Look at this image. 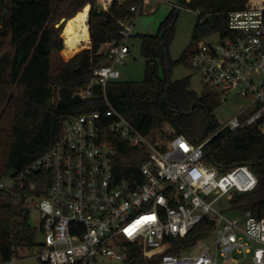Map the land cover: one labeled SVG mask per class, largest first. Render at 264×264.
I'll return each mask as SVG.
<instances>
[{
  "label": "built area",
  "instance_id": "1",
  "mask_svg": "<svg viewBox=\"0 0 264 264\" xmlns=\"http://www.w3.org/2000/svg\"><path fill=\"white\" fill-rule=\"evenodd\" d=\"M98 1L108 10L104 0ZM150 1L132 7L135 17L120 22L121 37L105 44L107 63L94 69L78 93L86 101L101 87L105 112L65 122L55 146L15 176L3 177L0 191L13 194L27 211H40L44 242L36 258L43 264H101L104 258L126 264L132 249L156 264H264V217L230 204L238 217L228 219L218 209L227 196L230 203L234 193L258 187L251 167L238 165L223 173L205 163L206 146L218 133L197 144L184 135L154 139L107 98V85L122 78L120 68L131 55L128 40ZM228 28L229 35L216 34L217 41L195 49L190 65L222 104L236 95L258 107L244 122L237 117L221 128L235 133L264 118V0H247L244 9L229 13ZM109 136L146 155L143 184L117 182ZM203 223L208 225L206 237L188 250L171 252L176 240Z\"/></svg>",
  "mask_w": 264,
  "mask_h": 264
},
{
  "label": "trees",
  "instance_id": "2",
  "mask_svg": "<svg viewBox=\"0 0 264 264\" xmlns=\"http://www.w3.org/2000/svg\"><path fill=\"white\" fill-rule=\"evenodd\" d=\"M246 1L181 0L182 7L199 11L192 39L229 35L228 14L244 9ZM142 3L114 0L108 10H103L98 0H0V181L15 170L23 171L50 151L62 138L69 119L88 112H105L101 87H96L95 96L86 101L78 93L90 83L94 69L107 63L105 44L121 37L120 22L134 18L132 7ZM87 9L91 48L75 56L68 52L65 55L64 26L57 25L63 18L75 20ZM177 11L174 7L156 35L140 36L146 60L143 80L129 82L121 78L110 82L107 98L144 135L168 125L173 129L172 136L184 135L197 144L218 133L206 146L205 163L223 173L238 165L250 166L259 180L258 187L252 192L234 193L230 204L263 218L264 118L235 133L221 130L213 115L221 105L220 96L211 90L198 96L190 89V77L171 79L173 69L192 56L184 53L177 61L170 58L169 47L181 13ZM109 139L116 151L113 166L117 182L136 180L143 184L141 165L146 155L115 136ZM207 226L203 223L186 238L176 240L171 252L191 248L209 234L205 232ZM36 237L29 211L17 203L13 194L0 191V264L19 258L21 253H37L40 243ZM126 264L156 262L132 249Z\"/></svg>",
  "mask_w": 264,
  "mask_h": 264
},
{
  "label": "rangeland",
  "instance_id": "3",
  "mask_svg": "<svg viewBox=\"0 0 264 264\" xmlns=\"http://www.w3.org/2000/svg\"><path fill=\"white\" fill-rule=\"evenodd\" d=\"M177 0H153L149 6L139 15L136 19L135 27L133 30L132 37L128 40V46L131 50V55L126 60V65L120 68L122 74V81L129 82H140L145 76V64L146 60L141 53V35L149 34L156 35L159 31L161 24L168 18L171 12L176 5ZM91 6V5H87ZM100 6V4H99ZM101 7V6H100ZM84 10V9H83ZM87 9L85 12H88ZM83 12V11H82ZM78 17V16H77ZM65 19V18H63ZM63 19L58 23L57 26H64L65 22L62 23ZM89 20V16H88ZM199 21V11L189 10L186 7H183L180 13V16L175 25V35L174 39L169 47V55L173 61L179 60L184 53H193L195 49L201 46L204 43L214 42L218 40L217 35H212L206 38H201L199 40H193L192 35L195 29L197 22ZM62 31L63 35L66 37L63 40L64 43V54L68 52L69 56H75L81 53L84 50L91 48V43L89 47L82 48L76 52H70L67 48V34ZM89 38L90 31L88 25ZM62 33L60 37L62 38ZM190 77L191 82V91L195 92L198 96H201L207 91L204 87L201 77L198 72L194 71L190 65V61L181 63L179 66L175 67L172 71L171 79L173 81L182 80L184 78ZM258 109L257 106L251 107V102L245 98L238 97L236 95H231L227 99V103L218 106L213 115L219 121L221 127H225L228 123L234 118H239L241 122H244L246 118L256 112ZM262 132L264 133V125L261 127ZM173 134V129L165 125L162 129L154 132L152 137L154 139L161 138L163 140H168ZM229 197L227 196L224 199V206L218 207L219 211L224 214L228 219H235L238 217V214L235 211L230 210ZM29 223L32 228L37 230V242L43 243L44 236L42 235V215L40 211L36 208H31L29 211ZM214 239L208 241L209 244H212ZM36 254L28 255L21 253L19 258L15 260L14 264H43L36 258ZM101 264H124L121 261L112 260L110 258H104L100 260ZM222 264H233L230 260H225Z\"/></svg>",
  "mask_w": 264,
  "mask_h": 264
},
{
  "label": "bare ground",
  "instance_id": "4",
  "mask_svg": "<svg viewBox=\"0 0 264 264\" xmlns=\"http://www.w3.org/2000/svg\"><path fill=\"white\" fill-rule=\"evenodd\" d=\"M105 5L107 4L104 0ZM90 14V12H89ZM88 12L78 15L75 20L66 21L64 32L67 34L66 45L70 52L89 47Z\"/></svg>",
  "mask_w": 264,
  "mask_h": 264
},
{
  "label": "crops",
  "instance_id": "5",
  "mask_svg": "<svg viewBox=\"0 0 264 264\" xmlns=\"http://www.w3.org/2000/svg\"><path fill=\"white\" fill-rule=\"evenodd\" d=\"M114 0H106V5H105V8L106 9H109V7L112 5V2H113ZM118 1H123V0H118ZM153 1V0H152ZM152 1H150V3L149 4H147L146 6H144L143 8H142V10H141V12H140V15H141V13L146 9V7L147 6H149L150 4H151V2ZM99 4H100V8L101 9H104V7H103V5H102V3H100V1H99ZM176 5H178V2L176 3ZM176 5H174V7L176 6ZM91 11V10H90ZM88 14H89V11H88ZM88 25H89V23H88ZM90 43H91V39H90Z\"/></svg>",
  "mask_w": 264,
  "mask_h": 264
},
{
  "label": "water",
  "instance_id": "6",
  "mask_svg": "<svg viewBox=\"0 0 264 264\" xmlns=\"http://www.w3.org/2000/svg\"><path fill=\"white\" fill-rule=\"evenodd\" d=\"M181 4V0L179 1V5ZM179 9H178V11H177V14L179 13ZM64 22H66V19H63V21H62V23H64ZM57 27H59V26H57ZM170 28V27H169ZM168 28V29H169ZM18 173V171L17 170H15L14 172H13V174H12V176H15L16 174Z\"/></svg>",
  "mask_w": 264,
  "mask_h": 264
}]
</instances>
